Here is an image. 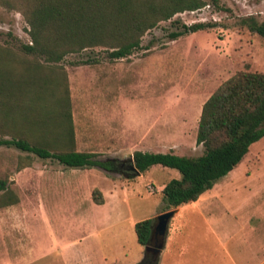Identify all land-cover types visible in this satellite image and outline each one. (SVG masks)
Masks as SVG:
<instances>
[{"label":"rangeland","instance_id":"rangeland-1","mask_svg":"<svg viewBox=\"0 0 264 264\" xmlns=\"http://www.w3.org/2000/svg\"><path fill=\"white\" fill-rule=\"evenodd\" d=\"M250 16L264 21V0H205L202 7L175 13L147 30L141 46L126 58L112 59L93 47L44 63L54 71V82L58 76L64 82L63 88L54 85V93L68 96L69 148L115 163L109 170L69 168L0 145L5 182L0 193L16 199L0 206V264L141 262L143 246L136 242L133 224L167 210L160 190L179 173L152 165L125 178L117 163L135 150L201 154L203 146L195 142L198 104L236 71L264 72V38L248 30L243 19ZM194 23L204 27L169 38L168 33ZM27 30L20 12L0 5V46L44 62L22 50L30 43ZM36 67L35 74L39 69L46 76ZM5 100L14 102L0 95V137L29 131L35 140L45 136L61 144L55 120L53 134L30 129L11 112L7 121ZM253 143L213 194L217 200L198 212L185 204L170 217L160 264H264V251L252 248L264 246V135ZM94 188L107 197L103 207L91 204Z\"/></svg>","mask_w":264,"mask_h":264},{"label":"trees","instance_id":"trees-1","mask_svg":"<svg viewBox=\"0 0 264 264\" xmlns=\"http://www.w3.org/2000/svg\"><path fill=\"white\" fill-rule=\"evenodd\" d=\"M204 4L205 0H0V5L20 12L28 26L30 43L22 44V50L44 61H30L0 46V95L14 99L2 102L4 117L8 121L9 113H14V120L47 134L54 133L55 120L61 143L47 141L43 135L35 140L27 131L10 138L0 137V145L13 146L42 159L53 158L70 168L112 169L111 160L69 148L72 132L68 96L54 93V85L63 88L64 82L60 76L54 82V71L44 63L58 62L68 53L93 47L103 48L112 59L126 58L141 46L140 38L147 30L175 13L192 11ZM243 21L249 31L264 38V21L252 16ZM203 27V23L182 25V29L168 36L175 39ZM15 65L20 67L17 71ZM36 66L43 67L48 78L39 69L35 74ZM42 78L48 79V84L44 85ZM51 105L57 110H52ZM263 135L264 72L240 70L223 80L201 105L195 134V142L203 146L201 154L135 150L131 158L140 172L160 165L179 173L178 178L169 179L160 190L168 209L196 200L236 166L249 145ZM4 189L5 182L0 180V190ZM91 199L96 204L103 202L96 188ZM15 201L8 192L0 193V206ZM151 221L146 218L133 224L136 242L141 246L146 243Z\"/></svg>","mask_w":264,"mask_h":264},{"label":"water","instance_id":"water-1","mask_svg":"<svg viewBox=\"0 0 264 264\" xmlns=\"http://www.w3.org/2000/svg\"><path fill=\"white\" fill-rule=\"evenodd\" d=\"M121 167L123 168V176L127 177L128 174L139 175V170L133 164L132 158L127 160H120ZM175 212V208H169L156 214L149 226V235L146 243L143 245L142 261L138 264L148 263L156 264L158 254L163 246L164 238L166 235L167 223L170 217Z\"/></svg>","mask_w":264,"mask_h":264},{"label":"crops","instance_id":"crops-1","mask_svg":"<svg viewBox=\"0 0 264 264\" xmlns=\"http://www.w3.org/2000/svg\"><path fill=\"white\" fill-rule=\"evenodd\" d=\"M201 105H202V103H200V104H198V107H196V110H195V112H194V122L195 121H197L198 120V117H199V113H200V108H201ZM182 120V124H183V126H184V119H181ZM252 144H254V143H252ZM251 144V145H252ZM250 145V146H251ZM249 146V147H250ZM248 147V148H249ZM150 152H160V151H150ZM247 153V152H246ZM245 153V154H246ZM245 154H244V156H245ZM243 156V157H244ZM243 157H242V159L240 160V162H242L243 161ZM109 160H111V161H114L112 158H109ZM239 162V163H240ZM238 163V164H239ZM237 164V165H238ZM236 165V166H237ZM236 166H234L233 168H235ZM70 168V167H69ZM232 168V169H233ZM232 169L230 170V171H228L224 176H222L221 178H219L216 182H214L213 183V185L210 187V188H208V189H206L204 192H202L200 195H199V197L196 199V200H194V201H191V202H188V203H185L186 204V206H189L190 208H195L196 209V211L198 212V209H204L208 204H210L211 202H213L214 201V199L215 200H217V198L216 197H214L213 196V194H218V192H220V190L222 189V187H221V182L224 180V178L226 177V176H228L231 172H232ZM143 172V171H142ZM142 172H140L139 171V175H140V173H142ZM139 175H134V176H139ZM125 178H127V177H125ZM164 185V184H163ZM217 186H219L218 187V189H216V187ZM99 190V189H98ZM100 191V190H99ZM100 192H102V191H100ZM101 195H102V198H103V202L101 203V204H96V203H94V202H91V204L92 205H96V206H104V205H106V199H107V197L105 196V194L104 193H101ZM185 204H182V205H179V206H177V207H174L175 208V212L173 213V215L174 214H176L177 212H179L184 206H185ZM197 204H201L199 207H197L196 208V206H197ZM204 206V207H203ZM169 208H172V207H169ZM168 208V209H169ZM159 212H162V210L161 211H159ZM159 212H156V213H159ZM172 215V216H173ZM169 239H170V236H169V233L167 232L166 233V235H165V238H164V242H163V246H162V248L160 249V251H159V254H158V258H157V261H156V264H160V256H161V254H162V252L164 251V249L168 246V244H169ZM257 253H258V251H264V246H262V245H260V244H255L253 247H252ZM257 264V263H256Z\"/></svg>","mask_w":264,"mask_h":264},{"label":"flooded vegetation","instance_id":"flooded-vegetation-1","mask_svg":"<svg viewBox=\"0 0 264 264\" xmlns=\"http://www.w3.org/2000/svg\"><path fill=\"white\" fill-rule=\"evenodd\" d=\"M111 163L113 164V163H115V162H114V161H111ZM117 166H118L119 168H122V167H121V164H120V161H118ZM122 169H123V168H122ZM123 172H124V170H123Z\"/></svg>","mask_w":264,"mask_h":264}]
</instances>
